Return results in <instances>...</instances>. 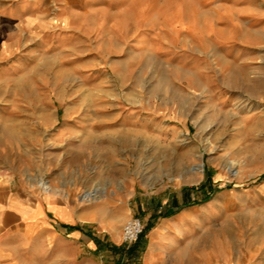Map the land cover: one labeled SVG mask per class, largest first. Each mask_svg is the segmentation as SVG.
I'll return each mask as SVG.
<instances>
[{
	"label": "rangeland",
	"instance_id": "obj_1",
	"mask_svg": "<svg viewBox=\"0 0 264 264\" xmlns=\"http://www.w3.org/2000/svg\"><path fill=\"white\" fill-rule=\"evenodd\" d=\"M263 56L264 0H0V176L120 238L194 190L264 264Z\"/></svg>",
	"mask_w": 264,
	"mask_h": 264
},
{
	"label": "crops",
	"instance_id": "obj_2",
	"mask_svg": "<svg viewBox=\"0 0 264 264\" xmlns=\"http://www.w3.org/2000/svg\"><path fill=\"white\" fill-rule=\"evenodd\" d=\"M13 182L0 176V264L246 263L227 240L226 227L215 231L211 210L198 208L195 196L201 193L194 190L166 200H136L123 221L140 215L149 228L137 242L126 244L116 232L111 236L101 228L97 211L87 213L80 202L53 195L42 199L34 193V202H28L32 193ZM203 192L204 197L210 193Z\"/></svg>",
	"mask_w": 264,
	"mask_h": 264
},
{
	"label": "built area",
	"instance_id": "obj_3",
	"mask_svg": "<svg viewBox=\"0 0 264 264\" xmlns=\"http://www.w3.org/2000/svg\"><path fill=\"white\" fill-rule=\"evenodd\" d=\"M145 231L144 220L139 216L131 217L124 225L122 240L126 244L137 242Z\"/></svg>",
	"mask_w": 264,
	"mask_h": 264
},
{
	"label": "bare ground",
	"instance_id": "obj_4",
	"mask_svg": "<svg viewBox=\"0 0 264 264\" xmlns=\"http://www.w3.org/2000/svg\"><path fill=\"white\" fill-rule=\"evenodd\" d=\"M263 60H264V56H263ZM241 105V104H240ZM233 112V111H232ZM197 171H199V172H202L203 171V168H202V164H199L198 166H197ZM98 189L97 190H93V191H90V192H88L87 194H86V198L87 199H93L94 197H98Z\"/></svg>",
	"mask_w": 264,
	"mask_h": 264
},
{
	"label": "trees",
	"instance_id": "obj_5",
	"mask_svg": "<svg viewBox=\"0 0 264 264\" xmlns=\"http://www.w3.org/2000/svg\"><path fill=\"white\" fill-rule=\"evenodd\" d=\"M210 196H211V195H208L206 199H209ZM148 228H149V227H147L146 230H148ZM146 230L144 231V233L146 232ZM144 233H143V235H144ZM143 235H142V236H143Z\"/></svg>",
	"mask_w": 264,
	"mask_h": 264
}]
</instances>
